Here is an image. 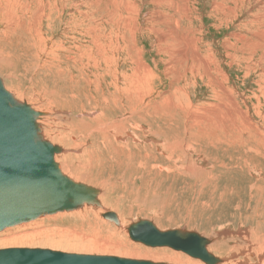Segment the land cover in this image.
I'll list each match as a JSON object with an SVG mask.
<instances>
[{
  "label": "rangeland",
  "instance_id": "1",
  "mask_svg": "<svg viewBox=\"0 0 264 264\" xmlns=\"http://www.w3.org/2000/svg\"><path fill=\"white\" fill-rule=\"evenodd\" d=\"M82 2L0 0V80L41 114L43 139L61 148L54 161L98 190L102 208L8 228L0 250L197 260L131 241L139 220L211 244L221 232L264 236V0ZM8 234L39 237L4 245ZM101 245L129 255L93 252ZM226 245L216 255L228 259ZM240 261L255 264L245 252L226 264Z\"/></svg>",
  "mask_w": 264,
  "mask_h": 264
},
{
  "label": "water",
  "instance_id": "2",
  "mask_svg": "<svg viewBox=\"0 0 264 264\" xmlns=\"http://www.w3.org/2000/svg\"><path fill=\"white\" fill-rule=\"evenodd\" d=\"M40 113L20 103L0 80V232L39 217L99 206L100 193L62 174L54 156L61 148L45 141L37 123ZM102 218L118 225L112 212ZM131 241L146 247L180 251L203 264L220 260L206 250L208 239L195 232L159 231L150 221L128 227ZM0 264H163L113 256L80 255L46 249L0 250Z\"/></svg>",
  "mask_w": 264,
  "mask_h": 264
},
{
  "label": "bare ground",
  "instance_id": "3",
  "mask_svg": "<svg viewBox=\"0 0 264 264\" xmlns=\"http://www.w3.org/2000/svg\"><path fill=\"white\" fill-rule=\"evenodd\" d=\"M53 1H55V0H53ZM75 1V0H74ZM154 1V0H153ZM177 1V0H176ZM223 1V0H222ZM225 1V0H224ZM71 2V1H70ZM79 2H81V3H83L82 2V0H79ZM164 2H166V1H164ZM171 2V1H170ZM78 3V2H77ZM49 4V3H48ZM84 4V3H83ZM162 5V4H161ZM78 6V5H77ZM84 6V5H83ZM170 6V5H169ZM167 7V6H166ZM215 7V6H214ZM87 8V7H86ZM216 8H218V7H216ZM44 10H43V13L44 12H47V10H46V8H43ZM51 9V8H50ZM170 9V8H169ZM71 10H73V9H71ZM52 11H56V14H58V16L57 17H60L59 15V13H61L60 12V10L57 8V7H54L53 9H52ZM49 12V14L47 15V16H45V15H43V16H45L48 20H50V18L52 17V15H53V12ZM70 11V10H69ZM68 13H70V12H68ZM74 15V14H73ZM107 16H110V18H111V20H113V15L112 14H106V17ZM70 17V16H69ZM74 17V16H73ZM78 17V16H77ZM174 17V16H173ZM75 18V17H74ZM110 18H108V19H110ZM73 19V18H72ZM76 19H78V18H76ZM41 20V19H40ZM108 21V20H107ZM110 21V20H109ZM122 21V20H121ZM174 21V20H173ZM178 21V20H177ZM176 21V22H177ZM110 23V22H109ZM81 24V23H80ZM116 24V23H115ZM171 24H172V22H171ZM178 24V23H177ZM109 25H111V24H109ZM108 26V25H107ZM178 26V25H177ZM75 28V27H74ZM109 29V28H108ZM107 30V29H106ZM104 32V31H103ZM105 33V32H104ZM164 37V36H163ZM105 38H106V36H105ZM107 41V40H106ZM105 50H107L106 48H105ZM118 53V52H117ZM107 55V54H106ZM103 59L102 60H105V64H108L109 65V63L111 62V60H112V55L110 56V57H106V56H103L102 57ZM114 59V58H113ZM114 60H116V59H114ZM95 61V60H94ZM118 61H121V60H118ZM96 62V61H95ZM114 63V62H113ZM115 63L117 64V62L115 61ZM114 63V64H115ZM121 63V62H120ZM123 64V63H122ZM107 66V65H106ZM116 66V65H115ZM95 67H98V65H95ZM116 67H118L119 68V66H116ZM115 68V67H114ZM132 123V122H131ZM141 124V123H140ZM148 124V123H147ZM101 125V124H100ZM111 129V128H110ZM101 131V130H100ZM106 134V133H105ZM105 138V137H104ZM185 139V138H184ZM110 140V139H109ZM108 140V141H109ZM183 140V139H182ZM154 142V141H153ZM189 144V143H188ZM157 147V146H156ZM187 147H188V145H187ZM164 149V148H163ZM191 150V149H190ZM189 150V151H190ZM63 151V150H62ZM188 151V152H189ZM54 159H55V156H54ZM62 165V164H61ZM62 169V170H61ZM60 170H61V172H62V174L63 175H65L66 177H68L69 179H71L72 181H74L75 183H79V184H83V185H85V186H88V185H86V183H83V181H81V180H79L78 181V179L79 178H73L72 177V175L69 173V171H67V169H66V171L65 170H63V169H65V168H61ZM94 189V188H93ZM97 200H98V205L99 206H95V205H89V207L88 206H86V205H82V207L81 208H79L80 210L83 208V210H84V208L85 209H90V208H94V207H97L96 209H101L102 207H101V204H100V200H99V195L97 196ZM101 207V208H100ZM79 209H77V210H79ZM75 211V210H74ZM73 211V212H74ZM82 211V210H81ZM85 211V210H84ZM83 211V212H84ZM87 211H89V210H87ZM98 211V210H97ZM72 212V211H71ZM63 214L65 213V212H62ZM95 214H96V212H94ZM99 213H100V211H98V215L97 216H99ZM57 214V213H56ZM59 214V213H58ZM54 215V214H53ZM101 216H102V214H101ZM38 219V218H37ZM118 219V218H117ZM36 220V219H35ZM34 221V220H33ZM31 222V221H30ZM151 222V221H150ZM261 222V221H260ZM154 226H155V224L153 223V222H151ZM261 224V223H260ZM118 225L120 226V223H119V220H118ZM17 226V225H16ZM13 227H15V226H13ZM156 227V226H155ZM257 227V226H256ZM10 228H12V227H10ZM157 228V227H156ZM6 229H8V228H6ZM6 229H4V230H6ZM254 229V228H253ZM3 230V231H4ZM245 230V229H244ZM248 230V229H247ZM247 230H246V232L245 233H242L241 231H240V233H238V232H236L237 234H238V239H239V242L238 241H235L234 243H233V241H229V240H224V239H222V236H221V234H222V232L221 233H218V234H216V236L218 237V238H216L215 237V234H213L212 236H211V239H212V244L210 243L211 242V240L210 239H208V241H209V244L206 246V250L208 251H211V253H212V255L214 256V257H216L218 260H220V262L218 263V264H226L227 263V260L229 259V257H230V259L233 257H238V255H240V254H243L244 252L245 253H247V258H251L252 260H254L255 261V264H264V262H261V259H263L264 258V236H260V235H258L257 234V228H256V230L254 229L250 234H251V237L249 238V234H246L247 233ZM252 230V229H251ZM250 230V231H251ZM182 231V230H181ZM238 231V230H237ZM250 231H248V232H250ZM2 232V231H1ZM188 232V231H187ZM234 234V233H233ZM219 235V236H218ZM39 236L37 235H23V236H17V235H9L8 234V236L7 237H4V239H2V242L3 243H5L4 245H6V244H9V245H20V244H24V243H28L27 245H32V244H34V242L36 241V239L38 238ZM3 238V237H2ZM55 238V237H54ZM221 238V239H220ZM218 239V240H217ZM41 240V239H40ZM215 240H217V241H215ZM223 240H224V242H226V243H229V245H226L225 247L226 248H229L228 249V253H230V256L228 257V259L227 258H221V257H219V255H216L218 252H220V251H222V250H224V248H223V244H224V242H223ZM42 241H43V238H42ZM46 241V240H45ZM57 241V240H56ZM47 242H49V241H47ZM52 242V241H51ZM41 243V242H40ZM43 243H44V241H43ZM54 243V242H53ZM214 243V244H213ZM61 243H56V245H60ZM211 244V245H210ZM1 245H3V244H1ZM55 245V244H54ZM86 247H89V246H84L83 248H86ZM55 248V247H54ZM82 248V249H83ZM93 249V252H98V253H111V254H113V255H117V254H120V255H129V253L128 254H124V253H120V252H118L119 251V249L118 248H114V249H109V248H106L105 246H103V245H101V246H95V247H93L92 248ZM134 251H135V254L133 255V256H130L129 258H125V259H132V260H142V261H151V262H153V263H163V264H203L202 262H200V261H198V260H191V259H189V258H187V257H184V256H182V255H180V254H175V253H169V252H167V251H153V252H151V251H138V249H133ZM157 250V249H156ZM208 251V252H209ZM217 252V253H216ZM239 252V253H238ZM210 253V252H209ZM210 253V254H211ZM236 253H238V255L236 256L235 254ZM117 257V256H116ZM227 257V256H226ZM244 259H245V257H244ZM264 260V259H263ZM232 264V263H231ZM238 264H248V261H243V262H238ZM252 264V263H251Z\"/></svg>",
  "mask_w": 264,
  "mask_h": 264
}]
</instances>
